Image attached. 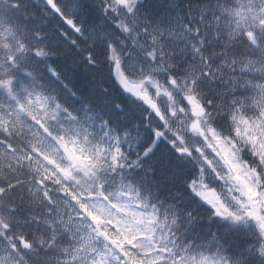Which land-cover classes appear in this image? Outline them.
<instances>
[{"label": "snow or ice", "instance_id": "obj_1", "mask_svg": "<svg viewBox=\"0 0 264 264\" xmlns=\"http://www.w3.org/2000/svg\"><path fill=\"white\" fill-rule=\"evenodd\" d=\"M0 264H264V0H0Z\"/></svg>", "mask_w": 264, "mask_h": 264}]
</instances>
